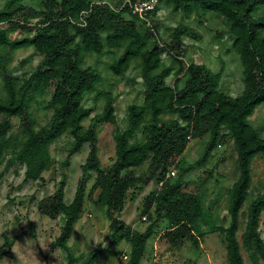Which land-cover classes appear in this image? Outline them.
I'll use <instances>...</instances> for the list:
<instances>
[{
    "label": "trees",
    "instance_id": "16d2710c",
    "mask_svg": "<svg viewBox=\"0 0 264 264\" xmlns=\"http://www.w3.org/2000/svg\"><path fill=\"white\" fill-rule=\"evenodd\" d=\"M162 2L184 19L196 16L200 25L199 18L207 15L222 19L242 72L243 89L237 96L222 88L221 60L220 70L213 72L204 63L183 59L185 38L201 37L194 28L179 22L169 34V42L160 40V27L152 17ZM81 11H87L83 14L85 25L79 24ZM14 30L20 36L11 37ZM29 46L41 56L31 72L15 75L5 65L1 72L0 164L9 150L12 159L25 166V179L37 180L50 163L52 142L69 135L70 154L89 145L72 201H64V184L60 183L54 193L37 204L41 214L62 220L61 234L53 245L66 253V264H77L67 239L83 212L91 173L95 177L87 198L92 199L97 192L94 202L105 208L112 236L128 242L127 264H139L147 240L163 217L168 219L163 235L171 245H181L183 240L197 245L205 234L221 231L226 264H244L241 245L253 261L264 263V241L259 233L264 191L249 199L241 243L237 236L240 210L252 183V161L264 155V126L255 127L249 121L254 110L264 105V0H159L144 16L133 13L125 0H40L34 6L24 5L23 0H4L0 6V48ZM164 53L169 55V64L162 58ZM88 54L109 55L107 66L116 78H124L132 66L138 69L144 85L143 100L127 107L124 128L117 121L112 91L97 90L100 71L84 65ZM170 77L171 83L167 81ZM94 91L105 98V103L92 117V126L84 127L83 121L92 114V109L84 106V99ZM34 93L49 95L45 107L50 116L41 126L36 125L29 108ZM12 117L19 120L20 134L12 132ZM96 123L113 127L114 158L106 167H102L98 155ZM206 135L202 154L192 164H185L180 157L188 139ZM226 137L234 143L238 168L237 179L228 189V226L217 223L216 217L208 220L216 215L219 199L210 197L214 191L208 195L202 186L195 193L188 189L187 182L180 181L191 166L203 165ZM146 161L148 173L135 174L134 168ZM174 167L175 175L166 177ZM151 179L157 186L145 196L140 211L150 222L145 230L138 231L116 214L122 210L128 190L139 189ZM97 252L92 251L78 264H92Z\"/></svg>",
    "mask_w": 264,
    "mask_h": 264
},
{
    "label": "rangeland",
    "instance_id": "374dc122",
    "mask_svg": "<svg viewBox=\"0 0 264 264\" xmlns=\"http://www.w3.org/2000/svg\"><path fill=\"white\" fill-rule=\"evenodd\" d=\"M40 0H23V4L34 6ZM4 0H0V6ZM196 16L184 19L182 14L173 11L172 7L159 5L157 14L152 21L160 27L161 41H170L169 34L177 24L184 23L201 34L200 39L185 38L187 48L183 59L206 64L213 72L220 70L222 61V88L232 96H237L243 89L242 72L238 58L233 54L231 37L226 33L222 19L213 15L199 18ZM151 20V19H150ZM151 21V23H152ZM150 24V23H149ZM20 33L14 30L11 37ZM120 52H117L119 54ZM164 62L169 64V55L164 53ZM6 59V60H5ZM41 61V56L33 47H21L14 50L0 48V97L4 96L2 70L4 65L15 75L26 76ZM111 57L107 54H88L84 56V65L92 66L100 71L101 80L97 90H111L114 95V107L117 121L121 128L127 125V107L132 103L142 104L144 85L139 77L138 69L134 66L125 77H113L107 64ZM167 81L171 83L172 78ZM48 94L34 93L30 102V112L37 126L46 124L50 111L45 107ZM105 98L90 92L84 99V106L92 109L89 118L83 121L84 127L92 126V117L102 111ZM12 132L20 134L19 120L12 117ZM255 127L264 126V105H259L249 117ZM36 127V126H35ZM37 128V127H36ZM98 134V155L102 167H106L114 158L113 127L109 124H95ZM138 136L141 134L138 132ZM207 135L201 138H190L180 159L185 164H192L203 152ZM71 137L63 135L49 145L51 160L37 180L25 179V166L12 159L9 150L5 151L0 164V264H66V253L59 246L53 245L61 234L62 220L60 217L51 218L38 211V202L56 191L60 183L64 184V201L69 203L74 197L79 178L82 175V165L85 163L89 145L86 143L76 153H69ZM211 153L208 160L201 166H191L180 176V181L187 182L188 189L198 193L199 188L206 187V194H211L215 204L216 215L208 218L228 226L227 203L228 189L237 179L238 168L234 143L228 137L222 138ZM175 172L176 167L172 168ZM135 174L148 173V161L138 168ZM95 173H91L86 183L83 212L73 224L67 243L80 263L92 251H98L92 264H127L129 259V244L125 240H116L112 236L110 220L105 208L97 206L95 199L87 198L90 187L94 182ZM252 183L248 199L244 202L239 216L237 236L241 243V233L246 221V208L249 199L264 191V155H257L251 166ZM139 189H129L125 204L116 214L125 225L138 231H143L149 220L140 214L145 196L157 186L154 179L147 184H140ZM207 209V205L204 207ZM216 217V219H215ZM145 219V220H143ZM168 219L160 218L155 233L147 240L146 248L139 264H226L227 254L224 233L216 231L205 234L197 245L189 240H183L181 245L169 244L163 232L167 228ZM259 233L264 241V209L260 216ZM244 264H264L262 260L253 261L249 252L241 245ZM79 257V258H78Z\"/></svg>",
    "mask_w": 264,
    "mask_h": 264
},
{
    "label": "built area",
    "instance_id": "2783aa9c",
    "mask_svg": "<svg viewBox=\"0 0 264 264\" xmlns=\"http://www.w3.org/2000/svg\"><path fill=\"white\" fill-rule=\"evenodd\" d=\"M125 2H127L129 4V6L131 7V11L133 13H137L140 16H144L147 11L153 9L157 5L159 0H136L135 2H130L128 0H125ZM100 3H108L110 5L111 9L116 10V11L119 10V7L116 8V7L112 6L107 1H101ZM122 6H120V8ZM85 13H87V11H81V13H80V20L82 21L81 23H79L80 25L86 24V22L84 20V16H83V14H85ZM174 175H175V171L173 169H171L169 172H167L166 177H170V176H174ZM161 184H162V182H159V186H161Z\"/></svg>",
    "mask_w": 264,
    "mask_h": 264
}]
</instances>
